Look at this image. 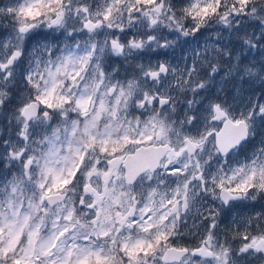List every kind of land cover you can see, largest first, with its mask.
Instances as JSON below:
<instances>
[{
  "label": "snow or ice",
  "instance_id": "1",
  "mask_svg": "<svg viewBox=\"0 0 264 264\" xmlns=\"http://www.w3.org/2000/svg\"><path fill=\"white\" fill-rule=\"evenodd\" d=\"M0 30V264H264V212L226 219L264 200V0H9Z\"/></svg>",
  "mask_w": 264,
  "mask_h": 264
},
{
  "label": "rangeland",
  "instance_id": "2",
  "mask_svg": "<svg viewBox=\"0 0 264 264\" xmlns=\"http://www.w3.org/2000/svg\"><path fill=\"white\" fill-rule=\"evenodd\" d=\"M8 2H9V0H0V6H3L4 4H6ZM0 31H2V30H0ZM136 114L139 115L138 112ZM73 118H76L75 114H73ZM0 126H2V125H0ZM258 146H259V144H258V138H257V141H254L252 144L246 146L245 152L239 156V159L243 161L247 157V155L250 156L252 154V152L255 150V148ZM248 152H251V153H248ZM261 203H264V200L258 198L256 201H253V203H251L250 205L255 206V205H260ZM240 216L241 215L238 216L237 210L235 208L232 210L231 213L227 214L226 219H227V221L230 222L234 218L240 219ZM249 216L250 215H247V216H245V218H247ZM241 220H243V219H241ZM189 224H191V221H189ZM181 242L185 245L191 246V245H194L197 243V239L194 236L186 235ZM246 264H260V261L257 259L251 258L246 262Z\"/></svg>",
  "mask_w": 264,
  "mask_h": 264
},
{
  "label": "flooded vegetation",
  "instance_id": "3",
  "mask_svg": "<svg viewBox=\"0 0 264 264\" xmlns=\"http://www.w3.org/2000/svg\"><path fill=\"white\" fill-rule=\"evenodd\" d=\"M251 153V152H248ZM248 156V155H247ZM240 203V206L236 208L238 216H240V219H244L245 216L250 215L253 216L257 212H264V203H261L260 205L252 206L250 205L253 203V201H244V202H238Z\"/></svg>",
  "mask_w": 264,
  "mask_h": 264
},
{
  "label": "trees",
  "instance_id": "4",
  "mask_svg": "<svg viewBox=\"0 0 264 264\" xmlns=\"http://www.w3.org/2000/svg\"><path fill=\"white\" fill-rule=\"evenodd\" d=\"M189 246V245H188Z\"/></svg>",
  "mask_w": 264,
  "mask_h": 264
}]
</instances>
